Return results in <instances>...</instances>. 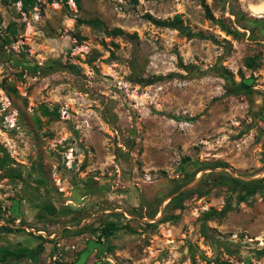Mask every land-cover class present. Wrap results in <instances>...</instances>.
Returning <instances> with one entry per match:
<instances>
[{
    "label": "rangeland",
    "instance_id": "obj_1",
    "mask_svg": "<svg viewBox=\"0 0 264 264\" xmlns=\"http://www.w3.org/2000/svg\"><path fill=\"white\" fill-rule=\"evenodd\" d=\"M203 1L0 0V264H264V0Z\"/></svg>",
    "mask_w": 264,
    "mask_h": 264
},
{
    "label": "trees",
    "instance_id": "obj_2",
    "mask_svg": "<svg viewBox=\"0 0 264 264\" xmlns=\"http://www.w3.org/2000/svg\"><path fill=\"white\" fill-rule=\"evenodd\" d=\"M133 1L136 2V0H133ZM76 2H78V0H76ZM201 4H202V6L204 8L206 18L214 21V18H213L212 14H211V12L209 10L208 5H206L203 0H201ZM80 22L81 23H86L88 25L98 24L97 20H87V21H80ZM153 22L156 25H159V26L173 27L174 29H177L181 33V35H184V36H186L188 38H201V39L205 38V37H203V35L201 33H191V32H189L188 29L182 25V23H181V21L179 20L178 17H175V19H173L172 21L154 20ZM219 23L221 25V28L225 29V25H223L221 21H219ZM114 32L116 33V32H121V31L115 30ZM234 32H235V34L238 35L237 31H234ZM245 66H247L249 68H255L257 65H254L252 63V60L248 59L246 61V63H245ZM156 80H158V79L157 78H151V79L145 80L143 84L144 85H151ZM226 182L228 184L234 185L235 189L236 188H240L247 195H254V194L257 193L258 190L264 188V176L259 178V179H254V180H250V181H247V182L243 181V180H240V179L228 178L226 180ZM229 210H230L229 206L223 207L220 211L210 210L208 213H206V217L210 218V217H215V216H223ZM78 212H81V211H78ZM77 222L80 223L79 220H77ZM0 228H1V233L10 232L9 231L10 229L8 227L1 226ZM119 229L120 228H118L114 223L108 222V223H105L98 230L100 232V235L103 237V239H105L104 241H107L114 234V232L119 230ZM63 233H64L65 236H67V235L70 236L71 231L69 229H64ZM74 233L77 235V234L81 233V231L80 230L74 231ZM99 240H100V237H99V239H98L96 244H98L101 247H105V245L103 246V244ZM86 253H88V251H86L85 253H82L79 262L82 260L83 256L86 255Z\"/></svg>",
    "mask_w": 264,
    "mask_h": 264
},
{
    "label": "water",
    "instance_id": "obj_3",
    "mask_svg": "<svg viewBox=\"0 0 264 264\" xmlns=\"http://www.w3.org/2000/svg\"><path fill=\"white\" fill-rule=\"evenodd\" d=\"M264 175H262V177H263ZM261 178V177H260Z\"/></svg>",
    "mask_w": 264,
    "mask_h": 264
}]
</instances>
